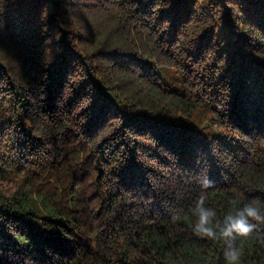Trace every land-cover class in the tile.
Instances as JSON below:
<instances>
[{
  "label": "trees",
  "instance_id": "trees-1",
  "mask_svg": "<svg viewBox=\"0 0 264 264\" xmlns=\"http://www.w3.org/2000/svg\"><path fill=\"white\" fill-rule=\"evenodd\" d=\"M205 178L264 212V0H0V264H226Z\"/></svg>",
  "mask_w": 264,
  "mask_h": 264
},
{
  "label": "clouds",
  "instance_id": "clouds-1",
  "mask_svg": "<svg viewBox=\"0 0 264 264\" xmlns=\"http://www.w3.org/2000/svg\"><path fill=\"white\" fill-rule=\"evenodd\" d=\"M201 191L197 196L193 214L198 217L194 225L196 235L208 239H222L226 244L224 259L226 264H240V250L230 243L236 237L252 235L260 225H264V212L258 201L245 204L242 208L235 209L225 215L223 221L217 220L216 211L206 205V190L212 187V182L207 178L201 182Z\"/></svg>",
  "mask_w": 264,
  "mask_h": 264
}]
</instances>
